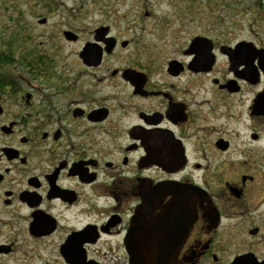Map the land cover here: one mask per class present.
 I'll return each instance as SVG.
<instances>
[{
  "label": "flooded vegetation",
  "instance_id": "obj_1",
  "mask_svg": "<svg viewBox=\"0 0 264 264\" xmlns=\"http://www.w3.org/2000/svg\"><path fill=\"white\" fill-rule=\"evenodd\" d=\"M119 19L0 41V264H264V38Z\"/></svg>",
  "mask_w": 264,
  "mask_h": 264
},
{
  "label": "rangeland",
  "instance_id": "obj_2",
  "mask_svg": "<svg viewBox=\"0 0 264 264\" xmlns=\"http://www.w3.org/2000/svg\"><path fill=\"white\" fill-rule=\"evenodd\" d=\"M220 1L222 4H217ZM255 1L0 0V41L8 44L17 40V47L21 44L27 49H34L45 41L50 45L48 48H54V54L60 55L58 62L70 63L72 47L58 46L62 41L60 36L53 39L52 35L62 32L70 22L81 27L108 17H120L122 19L117 21L121 26L137 27L130 29L126 38L134 37L135 32L136 47L152 48L165 58L173 56V51L186 45L193 35L205 32H228L234 41L252 40L256 33L264 38V16L261 15L264 7ZM46 3H50L48 8ZM145 16L150 18L143 20ZM15 37L18 39H13ZM9 56L2 62L10 63V59L17 56L18 61L24 63L22 59L28 57L13 50Z\"/></svg>",
  "mask_w": 264,
  "mask_h": 264
},
{
  "label": "trees",
  "instance_id": "obj_3",
  "mask_svg": "<svg viewBox=\"0 0 264 264\" xmlns=\"http://www.w3.org/2000/svg\"><path fill=\"white\" fill-rule=\"evenodd\" d=\"M256 2V4L258 5V6H262V7H264L263 5H264V0H256L255 1ZM217 4H222V1H220V2H217ZM50 6V3H46V7L48 8ZM1 54V53H0Z\"/></svg>",
  "mask_w": 264,
  "mask_h": 264
},
{
  "label": "water",
  "instance_id": "obj_4",
  "mask_svg": "<svg viewBox=\"0 0 264 264\" xmlns=\"http://www.w3.org/2000/svg\"><path fill=\"white\" fill-rule=\"evenodd\" d=\"M42 21H43V22H45L46 20H45V19H43ZM242 44H243V43H242ZM242 44H241V45H242ZM241 45H239V46H241ZM239 46H238V47H239ZM82 55H83V53H82ZM95 56H96V55H95ZM146 262H147V261H146Z\"/></svg>",
  "mask_w": 264,
  "mask_h": 264
}]
</instances>
